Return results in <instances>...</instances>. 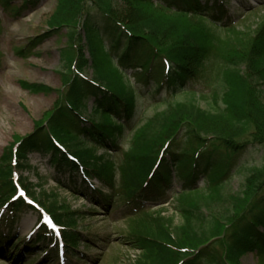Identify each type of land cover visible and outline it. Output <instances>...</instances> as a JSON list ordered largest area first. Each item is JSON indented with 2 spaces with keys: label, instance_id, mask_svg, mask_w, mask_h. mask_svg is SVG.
I'll return each instance as SVG.
<instances>
[{
  "label": "trees",
  "instance_id": "obj_1",
  "mask_svg": "<svg viewBox=\"0 0 264 264\" xmlns=\"http://www.w3.org/2000/svg\"><path fill=\"white\" fill-rule=\"evenodd\" d=\"M14 1L0 4L15 16L37 2L16 8ZM92 1L94 9L85 11V0H58L49 20L50 33L81 31L61 51L64 90L52 113L0 160V244L20 249L19 240L13 245L2 230L36 212V241L22 252L44 249L53 264H81L79 245L90 248L93 238L77 223L96 210L71 212L59 195L37 194L42 185L18 175L39 154L69 181L71 195L95 179L100 186L89 200L122 208L124 218L133 219L122 243L138 252L134 264H242L250 253L264 258V168H253L237 194L226 188L246 145L264 149V20L240 38L220 0ZM200 78L224 85L221 107L206 110L192 97L135 126L143 89L173 97ZM21 87L34 94L53 91L43 84ZM128 131L127 151L112 161L98 155L118 150ZM170 200L180 224L149 213Z\"/></svg>",
  "mask_w": 264,
  "mask_h": 264
},
{
  "label": "rangeland",
  "instance_id": "obj_2",
  "mask_svg": "<svg viewBox=\"0 0 264 264\" xmlns=\"http://www.w3.org/2000/svg\"><path fill=\"white\" fill-rule=\"evenodd\" d=\"M220 1L232 17V27L243 34L240 38L250 35L264 20V0ZM25 2L26 0H15L11 5L20 8ZM93 5L94 1L85 0V11L93 8ZM57 7L58 0H37L33 8L29 7L20 16H15L11 11H4L0 4V160L5 151L16 146L18 140L34 133L36 124L52 113L60 100L61 91L64 90L63 75L66 67L60 54L64 49L69 50L72 36L80 33L81 29L63 27L57 33H50L49 20ZM221 37L227 39V34L221 32ZM22 50H26L23 52L25 56L19 54ZM131 81L134 82L133 79ZM21 82L43 84L53 91L51 94H34L22 89ZM223 89L224 85L220 81L213 79L209 83L201 78L173 97L164 93L155 95L151 89H143L144 93L140 95L138 102L139 118L135 126L138 128L149 117L168 107L169 103L188 101L192 97L196 98L200 107L209 111L216 110L222 106ZM132 135L131 131L126 133L119 141L118 150L112 149L107 153L98 150V155H103L110 161L117 159L122 151H127L130 147ZM246 146L239 162L234 165L226 187L229 192H240L247 174L253 168H264V149L258 145ZM29 164L30 169L18 175L26 177L33 185H42V189H37V194L43 191L47 195H59L60 204L68 206L71 212L96 210L94 215L78 218L77 230L93 238L90 248L79 245L78 254L83 261L81 264H134L135 260L140 259L138 252L122 243L133 223L132 218H124L122 208L105 209L91 202L89 196H92V189L88 186L83 189L84 193L81 194L80 188H77V196L71 195L75 190L70 188L69 181L56 174L44 156L32 154ZM80 183L81 179L77 184L81 186ZM93 183L97 188L100 186L96 180ZM174 190L178 193L180 187L175 185ZM174 205L175 200H170L163 206L152 207L149 213L175 217L176 224H180V217L173 212ZM21 218L14 228L2 230L3 235L14 240L13 245L17 243L16 239L21 245L20 249L12 250L7 241L0 244V264H53L49 259L45 260L48 254L44 249L22 252L27 243L36 241L35 226L39 217L36 212H27ZM36 245L40 247L42 242ZM49 247L52 249V246ZM80 253H84V256ZM54 254L53 252L52 255ZM74 261L76 260H69L65 264H74ZM241 262L264 264V258L250 253Z\"/></svg>",
  "mask_w": 264,
  "mask_h": 264
}]
</instances>
